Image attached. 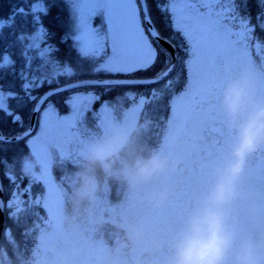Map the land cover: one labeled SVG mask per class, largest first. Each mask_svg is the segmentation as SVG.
<instances>
[{
    "label": "snow or ice",
    "instance_id": "1",
    "mask_svg": "<svg viewBox=\"0 0 264 264\" xmlns=\"http://www.w3.org/2000/svg\"><path fill=\"white\" fill-rule=\"evenodd\" d=\"M3 2L0 142L25 148L33 138L24 127L29 112L35 117L47 105L59 115L62 105L71 115L74 98L99 100L96 90L161 80L175 82L176 92L195 88L209 44L235 46L248 33L264 41V0H8L6 9ZM48 65L58 69L55 80L38 75ZM21 93L28 102L12 110L7 101H22ZM10 127L18 131L5 136Z\"/></svg>",
    "mask_w": 264,
    "mask_h": 264
},
{
    "label": "rangeland",
    "instance_id": "2",
    "mask_svg": "<svg viewBox=\"0 0 264 264\" xmlns=\"http://www.w3.org/2000/svg\"><path fill=\"white\" fill-rule=\"evenodd\" d=\"M112 2L116 3L117 0H112ZM107 39L110 40L111 38L108 37ZM251 48L253 49L255 47H252V44H249L245 40V37L240 38V42L235 46L228 45L227 47H219L209 44L202 55V74L198 86L195 88L189 86L170 99L167 126L155 150H163L165 153L172 152L174 158L178 161V167L175 170L163 173L154 182H149V184L138 190L141 192L139 195L144 196L141 197V200L145 204H149V209L150 207L153 208L155 204L146 199V194L151 192L153 188L167 191V198L164 200L167 202L166 205L170 206V203L180 199L181 202L177 208L182 211L187 207L189 197L187 192L188 188L181 181H184V176H186L184 173L185 168L191 165L189 161L194 159L195 153L191 149L186 148L188 140L184 139V137L186 136L185 133L191 134L200 129L198 127L199 125H195L192 131L189 129L188 132V128L186 127L188 117L194 111L191 108L192 97L195 94L202 95L207 92L205 85L209 80L214 79V84H222V78L228 79L230 75L238 72L237 63L240 62L242 57L250 53ZM210 49H217L220 55L214 53L212 55L207 54V51ZM256 49H258V52L264 54V44H259ZM205 57L208 59L205 60ZM207 65L208 68H206ZM51 68L54 73L58 70L54 69L52 65ZM54 73H52L53 76H55ZM47 79H52V76ZM97 94L101 97V93L97 92ZM93 100H95V97L92 96L87 98L78 97L70 100V103L73 105L71 115H68L67 112L57 115L55 108L45 105L47 110L42 109L38 116L37 128L33 133V138L28 142L27 148L29 151L27 155L20 156L17 160V167L16 163H10V165L4 166L5 172L11 179L26 177L32 181H40L44 187L43 194L38 196L35 201V203L41 204L45 208L47 215L42 218L41 223H36L37 242L35 246V259L37 263L35 264H58V260L72 262L74 261L73 257L77 255L86 254L87 256H98V254H102V250L104 249L102 245H99L97 249L98 243L96 242L97 245L93 244L94 235L90 236V234H86L89 227H92L91 225L94 226L97 219L98 205L103 202L102 196H98V185L100 183L95 180H84L87 182L88 187L83 194H87L91 202L94 201L91 204L88 219L89 224L88 226L81 225L79 231L77 228L71 229L70 226V228L68 227V223H65L66 216L63 214L64 202L68 196V192L64 187V183L54 175L53 168L55 164L66 159L70 160V158L74 159L78 157L90 158V148L92 145L111 139L112 145H110L106 153L101 157V160L103 162L106 161L103 163L105 165V174H114L111 169V165L114 162H108L107 159L112 152L116 154L114 148L120 145L125 146L130 133L135 129L137 130L139 118L141 117V112L147 99L144 96L128 92L126 95H119L112 100L99 99L95 100L94 103L92 102ZM224 142L226 145H222L215 140V148L210 151L212 157H215L220 164L223 161L218 158H221L225 153V149H227V153H230L233 139L227 138ZM202 147L205 148L206 146L203 145ZM200 149L202 148L200 147ZM200 149L197 151L198 154L200 153ZM213 164L214 161L209 162L208 166H213ZM250 166L251 163L246 161L243 175L238 183V191L245 197L243 203L244 221L239 224V232H242L243 238L252 236L259 241L264 239V168H259L261 171L258 172V175H250ZM74 179L70 178V180ZM254 184L258 185L260 192L257 193L259 195L258 197L255 196L251 200L246 197L248 196L246 191ZM209 186L204 187L203 192ZM26 188L29 189L28 187ZM194 190L191 189L192 192ZM131 192L129 201L121 205L122 208L119 207L117 209L119 212H112V215L119 216L125 222V225H123L125 229L123 230L127 232L131 240L130 247L132 248V252L129 253L133 259L138 253L144 250L153 252L156 248L155 243L158 242L159 237L155 235L156 231H154L153 227L156 225L153 224L155 220H151L150 210L145 212L149 220L144 222L146 223L144 228L140 229L135 224H128L134 223L133 221H129V219L131 215L135 214V210H137L136 202H139L137 198L138 194L133 191ZM13 193L15 194L13 195ZM13 193L10 196L11 205L8 203L9 200L7 201L11 215H15L18 211L22 210L24 203L21 197L16 195V192L13 191ZM257 199L259 200L254 202ZM171 216L169 214L164 215L165 224L167 223L168 217ZM148 224L153 225L150 226ZM160 230L163 232L162 240L169 238L166 236L171 233L169 230ZM234 231L236 234L237 230L235 229ZM118 250L119 248L112 254L106 253L107 255H111V258L106 260V264H138L133 260H120L122 254ZM120 251L123 252L121 247ZM1 256L5 258L4 254ZM159 260H163V258L160 257ZM229 260L231 261V256ZM152 264H167V261L164 259L163 262L154 261Z\"/></svg>",
    "mask_w": 264,
    "mask_h": 264
},
{
    "label": "clouds",
    "instance_id": "3",
    "mask_svg": "<svg viewBox=\"0 0 264 264\" xmlns=\"http://www.w3.org/2000/svg\"><path fill=\"white\" fill-rule=\"evenodd\" d=\"M211 97L215 115L233 134L230 155L215 169L213 183L194 198L183 217L167 264H264V239L248 236L237 243L232 226L235 221L230 215L246 160L264 146V77L258 69L243 66L229 76L218 94L213 89ZM111 143L109 139L92 145L90 158H101ZM177 164L172 152L153 150L131 160L123 169V179L136 192L175 170ZM87 187L85 182L81 194ZM166 198L167 191L158 188L146 194L154 204Z\"/></svg>",
    "mask_w": 264,
    "mask_h": 264
},
{
    "label": "trees",
    "instance_id": "4",
    "mask_svg": "<svg viewBox=\"0 0 264 264\" xmlns=\"http://www.w3.org/2000/svg\"><path fill=\"white\" fill-rule=\"evenodd\" d=\"M3 7L5 9L8 7V0H4ZM244 37L249 44H252V47L256 48L259 44H264V41H253L250 33L246 34ZM176 43L179 45L180 41L177 39ZM213 53L219 54L217 49H210L207 51V54L212 55ZM251 53L247 55L248 59L251 55L256 56V58L263 55L261 52ZM206 59L208 58L205 57V60ZM206 68H208V65ZM8 70L10 71V68ZM52 73H54V71L51 65H48L46 68H43L38 75L43 76L45 79L52 76V80H55L56 77L53 76ZM174 83L175 82L170 85L167 81L162 80L158 84L140 88H116L113 92L96 90L101 93L100 99L103 100H112L119 95H126L128 92H133L137 95L144 96L147 102L139 118L138 127L140 128L137 127V130L135 129L131 132L125 146L120 145L114 148L116 154L112 152L107 159L108 162H114L111 165L114 174H105V165H103V163L106 161L103 162L101 158H70V160L66 159L65 161L55 164L53 168L54 175L58 180L64 183V187L68 192L63 207V214L66 216L65 223H68H66L68 227L70 226L71 229L77 228L79 231L81 225L88 226L89 224L88 219L90 216L91 204H93L94 201L91 202L87 194H81L83 185L85 184L84 180H95L98 181L100 185L107 181L108 184L112 186L113 194L111 195V201H115L117 198L113 195L118 191L124 190L122 187L124 180H119L118 177L123 176V169L125 166L137 156L147 155L158 147L163 137L162 135L165 132V127L167 126L170 99L180 93L176 92ZM21 95L23 96L22 101L9 100L7 101L8 107L12 110H16L19 103L28 102L27 95L23 93H21ZM66 112V109L61 105L60 113ZM30 117V112L25 115V128L29 126ZM14 131H18V128L13 129L10 127L5 129L3 134L11 136ZM28 151V148L18 145L17 142L11 144L0 142V174L5 196V224L0 242V264L37 263L35 259V246L37 242L36 223H41L42 218L47 215L45 208L41 204L35 203V201L37 197L44 192L43 184L40 181H32L26 177H17L13 180L4 170V166L10 165V163H16L17 167V160L21 155H27ZM114 155H116V157H114ZM70 178L75 179L70 180ZM100 190L102 191L103 189L99 188V191ZM13 191L24 201L23 209L18 211L15 215H11L10 208L7 206V201ZM91 226L92 227H89L86 231V234H90V236L94 234V226ZM6 233H8L9 236ZM3 254L5 258L1 256Z\"/></svg>",
    "mask_w": 264,
    "mask_h": 264
},
{
    "label": "flooded vegetation",
    "instance_id": "5",
    "mask_svg": "<svg viewBox=\"0 0 264 264\" xmlns=\"http://www.w3.org/2000/svg\"><path fill=\"white\" fill-rule=\"evenodd\" d=\"M256 48H251L250 53L258 52V49ZM243 66H251L258 69L262 77H264V54L257 58L256 56L252 55L249 59L248 56L242 57L240 59V62L237 63V71H239V69ZM227 80V78H222V84H214V79L209 80L208 82H206L207 84L205 85V87H207V92L202 95L195 94L192 97L193 100L191 101V108H193L194 111L188 117V123H186V127L188 128V132L189 129L192 131V128L195 125H199L198 127L200 129L196 130L195 132H192L191 134L185 133L186 136L184 137V139L188 140V145L186 146V148L191 149L195 153L194 159L189 161L191 165L189 167L187 166L188 168H185L184 173L186 174V176H184V181H181V183H184L186 188H188L187 192L189 197L187 207H185L182 211L179 210L177 206L180 204L181 201L180 199H177L175 202L170 203V206L166 205L167 202L163 201L162 203L155 204L153 208L150 207L149 209V204H145L144 201L141 200V197H144L143 195H139L141 192H136L138 194L137 198L139 200V202H136L137 210H135V214L131 215L129 219V221H133L134 223L128 224H135L136 226H139L140 229L144 228L146 226V223L144 222L146 220H149V217H146L145 212H148L150 210L151 220L154 219L155 221L153 222V224L156 225L155 227H153V229L154 231H156L155 235L159 237L157 240L158 242L155 243V253L154 251L151 252L144 250L138 253L137 255L135 254L136 257L132 259L131 254L129 253L132 252V248L130 247L131 240L127 235V232L123 230L125 229L123 226L125 225V222H123V220H121L119 216L112 215V212L114 213V211L119 212L117 209H119L121 205H124L129 201V196L132 193L126 181L123 179V176H121L118 177V179L124 180V184L122 185L124 190L118 191L115 193V195H113L117 198V200L115 201H111V195L113 194L111 184L109 185L108 182L105 181L106 183L98 185V188L103 189V192L101 190L99 191L98 189V196L103 195V202H101L97 208L98 212L97 219L94 225L93 244L97 245L98 243L97 249L99 245L104 246L102 254H98V256H87L86 254L77 255L76 257H73L74 261L72 262L58 260V264H104L105 262L107 263L106 260H109L111 258V255H107L106 253H115L116 249L118 248V252L122 254L120 260H133L138 264H152L154 261L163 262L164 259L168 261L172 253V242L175 232L180 226L183 217L189 211L194 198L198 195L203 194V188L213 183L215 178L213 172L217 167L221 165L215 157H212V153L210 154V151L214 150L215 148V140L224 145V141L227 138L233 139V134H231V132L225 127L222 119L215 115L213 101L211 97L212 90L215 89L218 94L220 89L223 87L224 82H227ZM192 119H194V121H192ZM213 127H215V130L213 129L214 133L210 129ZM217 132L224 134L223 137H221ZM203 145H205L206 147H202ZM200 147L202 149H200ZM199 149L200 153L198 154L197 151ZM227 152V149H225V153L221 156V158L218 159H221L224 162V160H226L230 155V153ZM217 153L219 152L217 151ZM252 154L249 155L248 159L246 160L251 163V166L249 168L250 175H258V172L261 171L259 170V168H264V146L260 147ZM206 161H214L213 166H208L209 162ZM191 189H195L194 192H192ZM258 192H260V189L258 185L254 184L247 189L246 194L248 196L246 197L252 200L255 196H259L257 195ZM244 198L245 197H243V194L241 195V193H239L238 198L234 201L230 209V215L235 221L232 226L234 230H237V241L243 238L242 232H239V224L244 221ZM258 200L259 199L254 202H257ZM168 214L172 216L168 217L167 223L165 224L164 215ZM153 224L148 225L151 226ZM160 229L169 230L171 233H169V235H166L169 238L162 240L163 232ZM120 247L123 249V252L120 251ZM160 257H162L163 260H159Z\"/></svg>",
    "mask_w": 264,
    "mask_h": 264
},
{
    "label": "water",
    "instance_id": "6",
    "mask_svg": "<svg viewBox=\"0 0 264 264\" xmlns=\"http://www.w3.org/2000/svg\"><path fill=\"white\" fill-rule=\"evenodd\" d=\"M38 116H39V114H37L35 117L31 114V118H30L29 125H31V128L33 129V133L36 130ZM214 128L215 127L210 128L213 133H214V130H215ZM217 133H219V132H217ZM219 135L221 137H223L224 134L219 133ZM5 136H7V135H5ZM15 142H16L15 140H12V143H15ZM4 143H6V142H4ZM0 184H2L1 174H0ZM2 186H3V184H2ZM0 202H2V203H0V215H2L4 217L3 221L0 222V242H1L2 234H3V231H4V224H5V196H4V189H3V187H2V190H0Z\"/></svg>",
    "mask_w": 264,
    "mask_h": 264
}]
</instances>
